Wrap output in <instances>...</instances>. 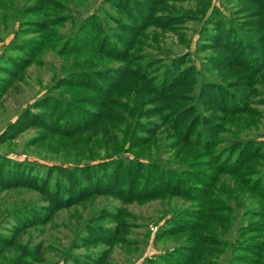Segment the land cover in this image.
<instances>
[{
    "label": "trees",
    "instance_id": "16d2710c",
    "mask_svg": "<svg viewBox=\"0 0 264 264\" xmlns=\"http://www.w3.org/2000/svg\"><path fill=\"white\" fill-rule=\"evenodd\" d=\"M102 1L73 19L70 0L26 8L0 0V21L20 24L0 56V99L44 51L64 60L60 77L0 141L33 127L54 152L87 160L40 165L0 157V190L33 189L46 202L16 209L24 220L14 233L98 195L125 203L179 198L185 206L164 217L154 239L185 235L184 243L141 264H204L221 254L224 264H264V138L248 133L264 116V0ZM185 1L197 7L181 10ZM65 21L73 31L49 30ZM188 21L199 23L193 51H139L156 30L183 40ZM104 210L80 245L123 241L126 222ZM14 239L0 232V255ZM106 257L101 251L90 261L107 264ZM37 260L24 249L9 264Z\"/></svg>",
    "mask_w": 264,
    "mask_h": 264
},
{
    "label": "rangeland",
    "instance_id": "374dc122",
    "mask_svg": "<svg viewBox=\"0 0 264 264\" xmlns=\"http://www.w3.org/2000/svg\"><path fill=\"white\" fill-rule=\"evenodd\" d=\"M15 1H21V4L25 5L24 8L36 5V0ZM102 2V0H70L69 5L72 8L70 14L74 19L79 15L91 13ZM213 2L220 5L219 0H213ZM177 6L181 10H189L192 6L197 7L194 2L187 1L177 3ZM104 7L107 8V5ZM28 18L36 19L38 16L30 14ZM19 25L17 20L13 23L10 20L0 21V56L5 47L15 39ZM184 26L183 40L172 31L156 30L157 34L154 32L147 34L145 45L139 51L149 54L162 51L176 54L187 50L193 51V41L197 37L195 32L199 23L188 21ZM74 27L72 21H65L49 30L53 34L62 35L73 31ZM191 39L192 43L188 49L186 43ZM195 61L199 64V61ZM62 62L64 63V60L62 61V57L55 50L44 51L39 60L26 69L22 79L15 81L3 94L0 99V133L23 108L44 94L48 86L60 77ZM259 108L264 110V105H259ZM248 133L249 136L261 135L264 138V116L259 125L251 128ZM40 135V129L29 127L11 138L0 141V157L30 161L40 165L87 161L79 160L80 156L73 159L54 152L51 145L48 146L44 141L39 142L42 138L36 139ZM163 158H166L165 154ZM44 201L33 189L12 187L0 190V232L8 238H15L13 243L15 247L5 249L0 255V264H9L24 249L29 253L36 251L39 260L34 264H92L91 258H99L101 251L107 252L105 261L107 264H141L145 257L164 253L184 243L182 241L185 235L182 237L170 235L158 240L154 239V233L164 217L170 216L176 209L185 206L179 198L125 203L114 197L98 195L70 208L58 210L44 225L21 227L19 233H14V229L24 220L23 216L15 217L16 209L20 207L24 209L26 205H35L42 209L46 204ZM104 209L117 213L126 222L128 232L123 241L111 248L100 242L88 246L80 245L81 240L86 237L87 224L92 218L103 214ZM25 214L29 215L28 212ZM205 258L209 262L205 261L204 264H224L226 256L221 254L216 259L207 256Z\"/></svg>",
    "mask_w": 264,
    "mask_h": 264
}]
</instances>
